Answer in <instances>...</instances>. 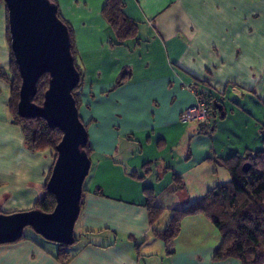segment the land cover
<instances>
[{"label":"crops","instance_id":"obj_1","mask_svg":"<svg viewBox=\"0 0 264 264\" xmlns=\"http://www.w3.org/2000/svg\"><path fill=\"white\" fill-rule=\"evenodd\" d=\"M106 1L56 0L83 70L78 114L92 152L73 232L78 241L69 248L67 264H241L213 261L220 236L203 215L185 218L168 246L153 232L166 227L171 210L219 185L216 176L223 170L212 161L259 148L260 136L249 122L241 136L240 123L223 132L228 147L216 142L227 124L222 122L228 118L227 94L234 103L240 93L264 103V0H122L123 14L138 24L137 38L122 46L111 45L101 15ZM7 30L0 2L4 71L10 65ZM123 72L127 79L116 86ZM196 89L211 90L222 102V114L212 111L209 134L180 122L195 104ZM9 98L10 86L0 80V214L33 210L53 163L50 149L35 153L25 147L8 113ZM173 176L182 179L184 191L176 192ZM146 188L164 210L153 224ZM22 237L0 245V264H61L54 243L30 228Z\"/></svg>","mask_w":264,"mask_h":264},{"label":"water","instance_id":"obj_2","mask_svg":"<svg viewBox=\"0 0 264 264\" xmlns=\"http://www.w3.org/2000/svg\"><path fill=\"white\" fill-rule=\"evenodd\" d=\"M7 10L10 50L21 80L17 114L41 119L61 133L46 191L55 201L51 213L30 210L0 214V245L18 241L26 228L43 240L72 246L80 212L83 183L90 170L84 148L88 133L81 122L72 91L79 83L66 26L48 0H0ZM48 75L41 106L32 102L38 80ZM214 108L221 113V106ZM248 165L242 167L246 171Z\"/></svg>","mask_w":264,"mask_h":264},{"label":"trees","instance_id":"obj_3","mask_svg":"<svg viewBox=\"0 0 264 264\" xmlns=\"http://www.w3.org/2000/svg\"><path fill=\"white\" fill-rule=\"evenodd\" d=\"M48 1L57 7V17L68 30L70 51L74 67L79 74V83L72 91V96L77 109H79L80 91L83 86V70L78 62L74 34L69 24L61 17L56 0ZM122 7V0H107L101 11V15L108 26L110 41L113 46L125 45L128 41L136 39L138 35V24L123 14ZM7 42L10 49L8 30ZM126 79L127 74L123 72L118 77L116 86L122 85ZM0 80L10 86V98L7 109L12 122L21 128L25 147L35 153L46 149L55 151V147L61 140V133L57 129L49 128L41 119H24L17 114L21 80L11 50L9 69L4 71L0 68ZM196 86H199V84H196ZM47 87L48 75H43L38 80L36 95L32 99L35 105H42ZM209 91L206 93L203 90H199L197 93L206 105L210 107L211 116H213L212 111L216 110L214 106L216 104L222 105V102L219 97L214 96L213 91ZM201 132L204 134L210 133L203 128ZM262 143L263 148L261 150L255 152L246 151L224 160L212 161L213 164L224 168L231 175V180L214 187L198 201L186 207L171 210L166 227L161 231H154V237L168 246L180 234L181 224L185 218L203 215L210 220L220 236L219 247L212 258L214 262L236 259L241 264H264V139ZM84 150L90 159L92 152L88 142ZM244 165L249 166L246 171L242 170ZM130 176L135 179H141L136 176V172H131ZM47 181L43 186V196L34 204L33 210L51 213L54 209L55 201L53 196L46 191ZM173 183L176 192L184 191V183L180 177L173 176ZM84 193L85 189L82 187L80 209ZM144 195L146 197L145 207L149 222L153 224L164 210L155 204V194L152 189L146 188ZM21 239L25 240L23 237L19 240ZM77 241L74 236V244ZM55 245L57 247L55 259L61 264H67L70 260L68 251L71 246Z\"/></svg>","mask_w":264,"mask_h":264},{"label":"rangeland","instance_id":"obj_4","mask_svg":"<svg viewBox=\"0 0 264 264\" xmlns=\"http://www.w3.org/2000/svg\"><path fill=\"white\" fill-rule=\"evenodd\" d=\"M231 98H233V96L230 93L227 94V99H230L229 103L227 104V109L229 110L228 118L225 121H222V122H227V124L225 125L226 127L222 131L219 132L218 138L220 139V142L217 141L216 143L223 144V147H228L230 145L229 140H228L229 136H227V134H223V132L225 133V132H229L230 130L235 129L236 124L240 123V130L239 128H236V130L241 136V133L243 132V130L246 129L245 126L247 125V122H249V128L251 129V132L254 131L256 128V134L260 136L259 138L260 141L255 144L257 145L256 147H259L258 150H261L263 148L262 142L264 139V103L257 98H255L256 99L255 100L252 97L246 96L245 93H243V96L241 95V93L238 94V98L235 103H237V105H240V106H237L234 103V100H231ZM219 118L221 117H219L218 115L215 121L219 122L220 121ZM244 134L245 133H243L242 136L245 139ZM253 147H254V144H253ZM50 150L53 156V163H54L56 154L53 149H50ZM258 150H255V151H258ZM53 163H52V166H53ZM222 170L223 171L221 172L223 173H219L216 176V178H218L220 181L219 185L230 181L229 174L227 173V171L224 168H222ZM223 174L226 176L225 178L222 177ZM25 234H28L27 230L25 231Z\"/></svg>","mask_w":264,"mask_h":264},{"label":"built area","instance_id":"obj_5","mask_svg":"<svg viewBox=\"0 0 264 264\" xmlns=\"http://www.w3.org/2000/svg\"><path fill=\"white\" fill-rule=\"evenodd\" d=\"M195 97V104L187 108L180 116V122L187 126H200L207 132H210L212 127L211 109L198 96L196 90H192Z\"/></svg>","mask_w":264,"mask_h":264}]
</instances>
